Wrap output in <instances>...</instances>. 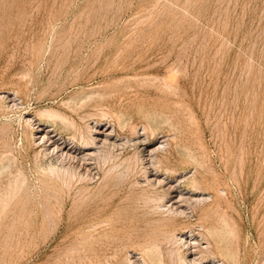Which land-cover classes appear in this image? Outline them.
Instances as JSON below:
<instances>
[{
  "label": "rangeland",
  "instance_id": "rangeland-1",
  "mask_svg": "<svg viewBox=\"0 0 264 264\" xmlns=\"http://www.w3.org/2000/svg\"><path fill=\"white\" fill-rule=\"evenodd\" d=\"M41 122L67 146L106 129L121 146L86 172L37 143ZM0 159V264H181L169 240L201 224L234 264H264V0H0ZM154 170L211 196L175 217Z\"/></svg>",
  "mask_w": 264,
  "mask_h": 264
},
{
  "label": "bare ground",
  "instance_id": "bare-ground-1",
  "mask_svg": "<svg viewBox=\"0 0 264 264\" xmlns=\"http://www.w3.org/2000/svg\"><path fill=\"white\" fill-rule=\"evenodd\" d=\"M75 95V94H74ZM91 96V95H90ZM85 97V96H84ZM69 99H71V98H69ZM70 101V100H69ZM86 101V100H85ZM87 101H89V100H87ZM86 101V102H87ZM65 102H67L68 103V101H65ZM83 101H81V103H82ZM81 105V104H80ZM157 113V112H156ZM42 115H45V117H47V118H45V119H50V118H48V117H53V118H55L54 116H56V113H54L53 111H45L44 110V112L40 115V116H42ZM47 115V116H46ZM146 116V115H145ZM120 117H121V115H120ZM123 117V116H122ZM164 118V117H163ZM59 119V118H58ZM70 119V118H69ZM120 119V118H119ZM168 119V118H167ZM27 121H30V120H28V119H26ZM53 120V119H52ZM67 120V119H66ZM173 120V119H172ZM27 121H26V123H27ZM47 121V120H46ZM58 121V120H57ZM71 121V120H70ZM120 121V120H119ZM167 123H168V120H165ZM40 122V121H39ZM43 122V121H42ZM39 123L38 124V126H36V130H35V139H36V141H37V143L39 144V145H42L46 150H50V152L51 151H53V153L55 152L57 155H59V157H65L66 159H69L70 161L72 160V162H78V163H80V166L82 165V167H83V169L86 171V172H90V169L91 168H89V165L91 164L90 163V161L94 158V156L97 154L96 152H98V150L96 151V148H99V146H104L105 144H107V143H110V144H113L114 146H121V144L119 145V143L118 144H116V140L114 141V140H112V134H111V132L110 131H108V129H106L105 131L106 132H103V131H101V130H95L94 131V133H96V134H100V135H102V137L101 136H94V135H90V137L88 138V141L86 142V144L83 146V147H77L76 146V144H75V142H77V140L75 141V140H73V142H74V145H72V143L73 142H71V144L69 145V146H67L66 144H65V141H62V140H64L63 138H57V136H56V134H54L55 132L53 131V130H51L50 128H49V126L48 125H46V126H43V123ZM63 121L61 120V123H62ZM57 123V122H56ZM63 123H66V122H63ZM30 124V123H29ZM74 124V123H73ZM37 125V124H36ZM64 125V124H63ZM173 125V124H172ZM125 126V125H124ZM147 126V125H146ZM51 127V126H50ZM66 127V126H65ZM124 128V127H123ZM131 128V127H130ZM99 129V128H98ZM149 129V128H148ZM147 130V129H146ZM88 131V130H87ZM143 131V130H142ZM89 132V131H88ZM136 133V132H135ZM152 134V133H151ZM154 134V133H153ZM81 135V134H80ZM88 135V134H87ZM156 135V134H155ZM82 136V135H81ZM179 136V135H178ZM168 137V136H167ZM133 138V137H132ZM111 140H112V142H111ZM174 140V139H173ZM172 140V141H173ZM135 141V140H134ZM137 141V140H136ZM179 141V140H178ZM35 142V141H34ZM164 142H166L165 140H163V141H161V142H159L160 144L157 146V147H155L154 149L153 148H150L149 150H148V152H149V161H151L152 162V164L154 165V163H153V161H154V158H151V157H155L154 156V154L156 153V152H158V151H163L164 149H165V144H164ZM141 142L139 141H137V142H135L134 144L135 145H137V144H140ZM36 144V143H35ZM150 143H147L146 144V147H148V145H149ZM201 144V143H200ZM199 144V145H200ZM80 145V144H79ZM174 145V144H173ZM198 145V144H197ZM198 145V146H199ZM186 146V145H185ZM194 146V145H193ZM193 146H192V148H193ZM42 147V148H43ZM177 147H179L178 145H177ZM182 147H183V145H182ZM186 147H188V146H186ZM196 147V146H195ZM44 148H43V150H44ZM113 148H116V147H113ZM184 148V147H183ZM182 148V149H183ZM189 148V147H188ZM198 148V147H197ZM104 149H106V148H104ZM136 149H138V147L136 148ZM145 149V148H144ZM187 149V148H186ZM186 149H184V150H186ZM188 150V149H187ZM202 150V149H201ZM190 151V150H189ZM195 151V150H194ZM108 152V151H107ZM185 152V151H184ZM187 153H188V151H186ZM191 152V151H190ZM197 152V151H196ZM200 152V151H199ZM202 152V151H201ZM163 153H165V152H163ZM167 153H169V152H167ZM186 153V154H187ZM192 153H193V151H192ZM138 154V153H137ZM191 154V153H190ZM189 154V155H190ZM198 154V153H197ZM49 155V154H48ZM189 155H186V156H188L189 157ZM8 156V155H7ZM195 156V155H194ZM197 156V155H196ZM139 157V156H138ZM198 157H199V155H198ZM2 159H3V161L5 160V156L4 157H1ZM12 158V157H11ZM156 158H157V156H156ZM204 158V157H203ZM158 159V158H157ZM189 159V158H188ZM7 160V159H6ZM13 160V159H12ZM159 160V159H158ZM190 160V159H189ZM0 161H1V159H0ZM156 161V160H155ZM161 161V160H160ZM198 161V160H197ZM199 161L200 162H202L201 161V159L199 158ZM6 162V161H5ZM8 162V161H7ZM12 162V161H11ZM56 162V161H55ZM157 162H159V161H156L155 163L157 164ZM185 162V161H184ZM200 162H199V164H200ZM57 163V162H56ZM55 163V164H56ZM61 163V162H60ZM74 163V164H75ZM160 163V162H159ZM186 163V162H185ZM204 163V162H203ZM2 164V163H1ZM0 164V166L2 167V165ZM8 164H9V162H8ZM15 164V163H14ZM13 164V166H15ZM51 164V163H50ZM117 164V163H116ZM190 164V163H189ZM195 164V163H194ZM202 164V163H201ZM44 165V164H43ZM128 164H126V166H127ZM130 165H131V163H130ZM139 165V164H138ZM164 165V164H163ZM196 165V164H195ZM203 165V164H202ZM201 165V166H202ZM60 166V165H59ZM78 166V165H77ZM134 166V165H133ZM158 166V165H157ZM205 166V165H204ZM6 167V169H8L7 168V166H5ZM4 167V168H5ZM47 167H48V169L50 168V166H48L47 165ZM66 167V166H65ZM131 167V166H130ZM151 167V166H150ZM200 167V166H199ZM3 168V167H2ZM11 168V167H10ZM18 168V167H17ZM68 168V167H67ZM117 168V167H116ZM124 168H126V167H124ZM157 168V167H156ZM13 169V168H12ZM17 170V169H16ZM15 170V171H16ZM67 170H69V169H66V168H64V166H62V167H51V170H50V172L51 173H53L55 176H56V174L58 175V174H60L62 171L63 172H66ZM78 170V169H77ZM147 170V169H146ZM3 171V170H2ZM48 171V170H47ZM130 171V170H129ZM136 171V170H135ZM165 171V170H164ZM17 172V171H16ZM22 172V171H21ZM15 173V172H14ZM133 173V172H132ZM142 173H144V172H142ZM64 174V173H63ZM62 174V175H63ZM66 174V173H65ZM173 174V173H172ZM175 174V173H174ZM14 175V174H13ZM51 175V174H50ZM61 175V174H60ZM60 175H59V177H60ZM71 176H72V174H70ZM85 175V174H84ZM161 175H163L161 172L159 173L157 170H154V171H152V173H150V175H149V172L147 173V175H146V177H145V182L148 184V185H150L151 187H153V186H156V185H160V184H162L163 183V185H165L166 186V188L168 189V193H167V195L169 196V199H168V201H167V203L166 204H163L166 208H167V210L169 211V212H167V213H170V212H172V214H174V216L176 217V216H183V215H185V217H186V215H187V213H186V211H187V209L186 208H188L187 206H193L194 204L195 205H197V204H202V203H206L208 200H209V197L211 196H207L208 194L207 193H203V192H198V190L197 191H194V192H191V194L190 195H192V196H184L181 192L180 193H178L177 194V187H175V186H173V185H169V183H166L165 182V180L164 179H162V178H159V177H161ZM176 175V174H175ZM17 176V175H16ZM194 176V175H193ZM3 177H4V175H3ZM7 177V176H6ZM11 177V176H10ZM13 177V176H12ZM20 177V176H19ZM18 177V178H19ZM22 177V176H21ZM67 177V176H66ZM1 178H2V175H1ZM5 178V177H4ZM14 178V177H13ZM51 178V177H50ZM72 178V177H71ZM167 178V177H166ZM186 178V177H185ZM192 178V177H191ZM183 179V178H182ZM3 179H1L0 181H2ZM6 180V179H5ZM15 180V179H14ZM23 180V179H22ZM186 180V179H185ZM16 181V180H15ZM62 181V180H61ZM70 181V180H69ZM178 181V180H177ZM189 181H192V180H189ZM194 181V180H193ZM192 181V182H193ZM16 182H18V181H16ZM24 182V181H23ZM197 182L198 181H194L193 183L195 184H197ZM178 183V182H177ZM190 183V182H189ZM9 184V183H8ZM27 184V183H26ZM70 184V183H69ZM144 184V183H143ZM7 185V184H6ZM5 186V185H4ZM3 186V187H4ZM25 186V185H24ZM136 186V185H135ZM137 186H139V185H137ZM162 186V185H161ZM195 186V188H196V185H194ZM1 187V186H0ZM19 187H22V186H19ZM10 188V187H9ZM149 188V187H148ZM24 189V188H23ZM197 189V188H196ZM10 190V189H9ZM14 190V189H13ZM194 190V189H193ZM200 190V189H199ZM157 191V190H156ZM159 191V190H158ZM17 192V191H16ZM187 192H189V191H187ZM1 194V193H0ZM69 194V193H68ZM147 195V194H146ZM155 195V194H154ZM7 196V195H6ZM12 196V195H11ZM13 197V196H12ZM152 197H153V195H152ZM221 197V196H220ZM9 198V197H8ZM157 198V197H156ZM216 198V197H215ZM215 198H213L214 200H215ZM151 199V198H150ZM219 199V198H218ZM220 200V199H219ZM215 201H218V200H215ZM149 202H150V200H149ZM147 203V202H146ZM215 203L216 202H214V204L213 205H215ZM217 204V203H216ZM207 205V204H206ZM153 206V205H152ZM186 207V208H185ZM196 207V206H195ZM197 207H198V205H197ZM212 207V206H211ZM161 209V206H158L157 207V209ZM164 208V207H163ZM165 208V209H166ZM193 208V210L192 211H194V206L193 207H191V209ZM208 208V207H207ZM210 208V207H209ZM216 208V211H217V206L215 207ZM186 209V210H185ZM190 209V210H191ZM152 210H155L156 211V208L155 209H152ZM160 211V210H159ZM161 211H164V210H161ZM205 211V210H204ZM203 211V212H204ZM210 211H211V209H210ZM197 212V211H196ZM209 212V211H208ZM213 212H215V210L213 211ZM219 212V211H218ZM156 213V212H155ZM166 213V214H167ZM159 214V213H158ZM166 214H164V215H166ZM197 214V213H196ZM163 215V216H164ZM167 215H170V214H167ZM214 215H215V213H214ZM160 216V215H159ZM173 216V215H172ZM189 216V215H188ZM205 216V215H204ZM203 216V217H204ZM208 216V215H207ZM168 217V216H167ZM192 217V216H191ZM210 217V216H209ZM196 218V217H195ZM205 218V220H206V217H204ZM231 219V218H230ZM204 220V219H203ZM165 221V220H164ZM168 221V220H167ZM197 221V220H196ZM199 222V221H198ZM207 222V221H206ZM213 222V221H212ZM225 222V221H224ZM226 223V222H225ZM230 223V222H229ZM182 224V223H181ZM204 224H206L205 222H204ZM227 224V223H226ZM192 225V224H191ZM196 225V224H195ZM214 225H216V224H214ZM217 225H218V222H217ZM224 225V224H223ZM198 226V225H197ZM227 226V225H226ZM174 227V226H173ZM199 229H200V231H198L197 233H194V229H192V228H189V226L185 229V230H183V231H180V232H178V233H176V232H174V233H176V234H173V239H175L174 241H176V242H174L173 241V239H172V241L171 240H169L172 244H174V243H177L176 245H177V247L179 246V248H178V254L179 255H176L177 257H178V259H179V262L181 263V264H224V261H226L225 259H227V260H229V262H230V264H234L235 263V258H234V253H231V251H229L228 250V248L226 247V246H224L223 245V241H222V232H219L218 231V229H217V227H219V226H217L216 228H215V226L214 227H212V224H211V227H204L202 224L201 225H199ZM230 227V226H229ZM196 229H198L197 227H196ZM219 229H220V227H219ZM173 230H176V228H174ZM222 230H224V229H222ZM228 230V229H227ZM226 230V231H227ZM177 231V230H176ZM197 231V230H196ZM169 232V231H168ZM167 232V233H168ZM171 232H172V230H171ZM235 232V231H234ZM231 234V233H230ZM235 234V233H234ZM205 235H207L209 238H212L213 240L212 241H215V245H216V249L218 250L217 251V253H219V255L220 256H218L215 252H214V250H213V247L215 246H213L212 247V244H211V240L210 239H208V241L209 242H203L202 240H199V237H203V236H205ZM165 236V235H164ZM167 238H168V236H166ZM165 237V238H166ZM172 238V237H171ZM207 238V237H206ZM226 238H227V235H226ZM225 238V239H226ZM230 238V237H229ZM202 239V238H201ZM220 239V240H219ZM207 240V239H206ZM205 240V241H206ZM224 240V239H223ZM231 240V239H230ZM229 241V240H228ZM223 242V243H222ZM227 242V241H226ZM231 242V241H230ZM167 243V242H166ZM225 244V243H224ZM227 244V243H226ZM230 244V243H229ZM161 245V244H160ZM176 245H173V247L174 246H176ZM171 248V247H170ZM233 248V247H232ZM176 250H174V252L176 251ZM233 250V249H232ZM147 252H149V254L147 255V257L149 256V255H151L150 257H151V261H154L155 263H161L162 264V260L159 258V256H157L156 257V251L155 250H153L152 251V249L151 250H147ZM173 252V251H172ZM173 252V253H174ZM142 253H144V252H142ZM151 253V254H150ZM170 253V252H169ZM176 253V252H175ZM156 254V255H155ZM136 255H138L137 253H136ZM159 255H161V254H159ZM175 255V254H174ZM142 256H144L143 254H142ZM171 257V259L172 258H174L173 256H172V253H171V255H170ZM175 256V257H176ZM150 257H149V259H150ZM176 257V258H177ZM218 257H220V259L218 258ZM143 258H145V257H143ZM218 258V259H217ZM175 259V258H174ZM173 259V260H174ZM131 260V261H130ZM130 260H126V261H129V264H132V262L133 261H135V260H133L132 261V259H130ZM146 260V259H145ZM172 260V261H173ZM142 261V260H141ZM147 261V260H146ZM150 261V260H149ZM176 261H177V259L175 260V263H176ZM178 262V261H177ZM99 263V262H98ZM134 263V262H133ZM173 263V262H172ZM108 264V263H107ZM125 264V263H124ZM151 264H154L153 262L151 263ZM179 264V263H178ZM226 264V263H225Z\"/></svg>",
  "mask_w": 264,
  "mask_h": 264
}]
</instances>
